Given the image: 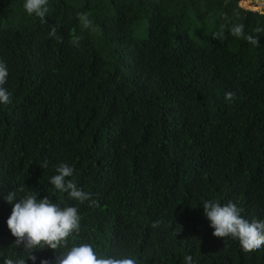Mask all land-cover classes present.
<instances>
[{
	"label": "trees",
	"instance_id": "16d2710c",
	"mask_svg": "<svg viewBox=\"0 0 264 264\" xmlns=\"http://www.w3.org/2000/svg\"><path fill=\"white\" fill-rule=\"evenodd\" d=\"M47 7L42 21L23 0H0V62L9 72L2 86L10 93L0 104V264L29 254L13 245L3 199L29 189L78 208L80 230L64 250L90 243L136 264H184L189 255L194 264H264V245L245 252L237 239L215 237L201 205L232 201L246 218L264 220L260 3L47 0ZM61 162L88 200L49 183ZM33 254L36 264H54L51 249Z\"/></svg>",
	"mask_w": 264,
	"mask_h": 264
},
{
	"label": "clouds",
	"instance_id": "9594fccd",
	"mask_svg": "<svg viewBox=\"0 0 264 264\" xmlns=\"http://www.w3.org/2000/svg\"><path fill=\"white\" fill-rule=\"evenodd\" d=\"M23 9L28 15L44 21L48 12L47 0H23ZM78 18L85 27L89 25L86 13H80ZM233 32L239 36L241 28L234 27ZM49 35H55L54 28ZM248 39L256 43L253 37L249 36ZM8 74L7 65L0 62V104L10 101V93L2 86ZM234 95L233 92H226L225 99L231 101ZM39 166L47 168L48 162L45 160ZM73 172L72 166L61 162L55 167V174L49 178V183L59 192L66 193L69 198L84 202L89 199V194L67 179ZM3 199L11 206L6 225L15 238L13 245L22 248V252L29 253L26 257L18 256L15 260L6 259L4 264H26V260L36 264L37 257L33 253L43 249L53 250L54 264H136L130 256L106 255L90 243L74 244L64 250L68 238L80 230L81 217L76 206H62L48 196L41 197L35 189H29L19 198L16 190H10ZM201 205L215 237L235 238L245 252L264 245V220L246 218L243 209L232 201L221 204L215 199H208ZM39 264H53V261L40 259ZM184 264H194L191 255L184 258Z\"/></svg>",
	"mask_w": 264,
	"mask_h": 264
},
{
	"label": "rangeland",
	"instance_id": "374dc122",
	"mask_svg": "<svg viewBox=\"0 0 264 264\" xmlns=\"http://www.w3.org/2000/svg\"><path fill=\"white\" fill-rule=\"evenodd\" d=\"M242 1V0H241ZM257 2H259L260 3V8L261 9H264V0H256ZM240 6L242 7V5H241V3H240ZM246 10H253L252 8H250V9H247L246 8ZM253 11H255V10H253ZM191 22H193V23H191V27H192V31L197 35V36H199V34H198V27L194 24V19H191Z\"/></svg>",
	"mask_w": 264,
	"mask_h": 264
},
{
	"label": "flooded vegetation",
	"instance_id": "af4514ba",
	"mask_svg": "<svg viewBox=\"0 0 264 264\" xmlns=\"http://www.w3.org/2000/svg\"><path fill=\"white\" fill-rule=\"evenodd\" d=\"M254 3H255V1H254Z\"/></svg>",
	"mask_w": 264,
	"mask_h": 264
},
{
	"label": "bare ground",
	"instance_id": "6f19581e",
	"mask_svg": "<svg viewBox=\"0 0 264 264\" xmlns=\"http://www.w3.org/2000/svg\"><path fill=\"white\" fill-rule=\"evenodd\" d=\"M261 9V8H260Z\"/></svg>",
	"mask_w": 264,
	"mask_h": 264
}]
</instances>
